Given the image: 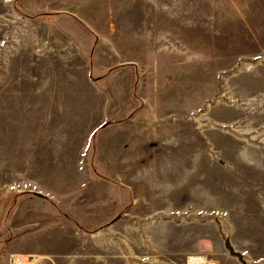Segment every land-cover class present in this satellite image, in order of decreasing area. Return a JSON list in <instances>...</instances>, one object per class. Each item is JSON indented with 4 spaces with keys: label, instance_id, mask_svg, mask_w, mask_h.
I'll return each instance as SVG.
<instances>
[{
    "label": "rangeland",
    "instance_id": "1",
    "mask_svg": "<svg viewBox=\"0 0 264 264\" xmlns=\"http://www.w3.org/2000/svg\"><path fill=\"white\" fill-rule=\"evenodd\" d=\"M190 254L264 264V0H0V264Z\"/></svg>",
    "mask_w": 264,
    "mask_h": 264
},
{
    "label": "bare ground",
    "instance_id": "2",
    "mask_svg": "<svg viewBox=\"0 0 264 264\" xmlns=\"http://www.w3.org/2000/svg\"><path fill=\"white\" fill-rule=\"evenodd\" d=\"M188 264H207L203 255L190 254L186 257Z\"/></svg>",
    "mask_w": 264,
    "mask_h": 264
},
{
    "label": "water",
    "instance_id": "3",
    "mask_svg": "<svg viewBox=\"0 0 264 264\" xmlns=\"http://www.w3.org/2000/svg\"><path fill=\"white\" fill-rule=\"evenodd\" d=\"M35 193H38V192H35ZM38 194H40V193H38ZM224 246L228 249V251H229V253H230L231 255H235V256H237L238 259H240L241 261H244V259H243V257H242V254H241L239 251H237V250H235V249L233 248V246H232V244L230 243V240H229L228 237H226V238L224 239Z\"/></svg>",
    "mask_w": 264,
    "mask_h": 264
}]
</instances>
